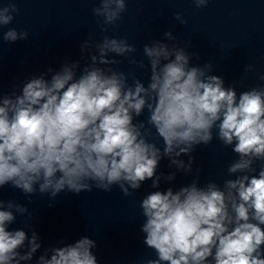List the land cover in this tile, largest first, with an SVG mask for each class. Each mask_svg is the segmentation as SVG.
I'll use <instances>...</instances> for the list:
<instances>
[{"label":"clouds","instance_id":"1","mask_svg":"<svg viewBox=\"0 0 264 264\" xmlns=\"http://www.w3.org/2000/svg\"><path fill=\"white\" fill-rule=\"evenodd\" d=\"M209 2L193 0L197 8ZM126 11V0H98L92 9L103 33ZM18 12L15 0H5L0 30ZM164 36L168 43L143 46L147 64L133 57L136 48L125 38L89 36L80 48L83 65L65 61L24 82L19 94H0V188L10 185L30 203L37 192L54 201L61 192H110L113 186L131 196L150 180L156 190L140 201V231L156 258L145 264H264V87L237 94L210 74L211 64L192 65V54L169 43L176 39L171 31ZM28 37L26 30L2 32L10 43ZM116 57L148 69L147 84L117 70ZM145 111L146 123L138 119ZM214 139L236 155L227 167L234 178L201 184L197 176L160 190L162 182L173 185L177 173L191 174L192 153ZM164 159L174 169L167 174L157 171ZM18 216L32 213L0 199V264L34 258L35 264H98L89 236L60 240L37 256L43 244L35 228L30 236L9 228Z\"/></svg>","mask_w":264,"mask_h":264}]
</instances>
